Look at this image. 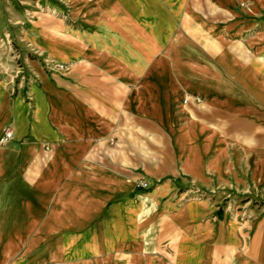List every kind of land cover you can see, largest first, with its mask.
Returning <instances> with one entry per match:
<instances>
[{
	"label": "crops",
	"instance_id": "1",
	"mask_svg": "<svg viewBox=\"0 0 264 264\" xmlns=\"http://www.w3.org/2000/svg\"><path fill=\"white\" fill-rule=\"evenodd\" d=\"M59 1L73 63L1 103L0 264H264V0Z\"/></svg>",
	"mask_w": 264,
	"mask_h": 264
},
{
	"label": "rangeland",
	"instance_id": "2",
	"mask_svg": "<svg viewBox=\"0 0 264 264\" xmlns=\"http://www.w3.org/2000/svg\"><path fill=\"white\" fill-rule=\"evenodd\" d=\"M27 1L6 2L13 16H20L14 22L8 20V11L4 16L0 14V108L5 95L12 92L13 86L19 83L23 75H27V72L20 71L24 67V56L39 58L48 71L49 66L55 63L59 64L58 68L73 63V60L69 62L66 59L69 57L67 54L72 56L70 53L75 51V47L63 39V30L59 26L61 19L72 22L68 7L60 6L59 0H33V5ZM74 27L80 26L76 24ZM4 128L0 134L1 147H5L13 138V133L10 137L6 136L7 132H12V125ZM6 264H15L14 259Z\"/></svg>",
	"mask_w": 264,
	"mask_h": 264
},
{
	"label": "built area",
	"instance_id": "3",
	"mask_svg": "<svg viewBox=\"0 0 264 264\" xmlns=\"http://www.w3.org/2000/svg\"><path fill=\"white\" fill-rule=\"evenodd\" d=\"M49 65H50V64H49ZM49 70H50V71H54L55 68H53V67L50 65V66H49ZM6 131H7V130H6ZM11 135H12V132H7V133H6V136H7V137H10Z\"/></svg>",
	"mask_w": 264,
	"mask_h": 264
}]
</instances>
